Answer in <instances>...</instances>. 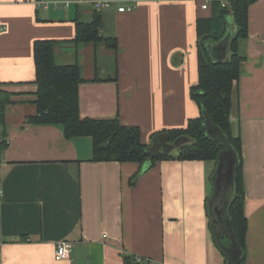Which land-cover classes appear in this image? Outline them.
Instances as JSON below:
<instances>
[{
    "label": "crops",
    "instance_id": "1",
    "mask_svg": "<svg viewBox=\"0 0 264 264\" xmlns=\"http://www.w3.org/2000/svg\"><path fill=\"white\" fill-rule=\"evenodd\" d=\"M71 1L0 0V97L10 102L0 128V264H136L134 257L139 264H228L213 237L220 225L211 222L231 201L219 164L159 161L130 184L139 164L94 162L90 137L66 139L59 125L27 121L37 91L33 44L53 41L55 60L80 68L81 118L117 117L139 129L143 145L186 128L200 115L190 97L197 20L211 8L201 9L204 0H116L100 11L63 5ZM131 3L132 11L118 12ZM95 14L116 49L75 42L76 22ZM236 31L230 24L226 44ZM220 42L207 44L224 60L230 52ZM240 52L230 124L241 146L244 264H264V0L248 7ZM61 242L71 243L70 257L55 261Z\"/></svg>",
    "mask_w": 264,
    "mask_h": 264
},
{
    "label": "trees",
    "instance_id": "2",
    "mask_svg": "<svg viewBox=\"0 0 264 264\" xmlns=\"http://www.w3.org/2000/svg\"><path fill=\"white\" fill-rule=\"evenodd\" d=\"M253 0H234L228 9L217 1L210 5L211 15L198 19L197 58L198 81L190 89V97L199 108V117L189 120L184 129L158 133L149 145H143L137 127L124 126L119 119L95 120L79 115L78 87L84 81L78 65H60L54 56L53 41H36L33 44L35 66V113L28 122L38 125H59L66 139L90 137L92 141V161L137 163L139 172L130 180L133 184L143 172L164 160L212 161L221 159L232 167L230 181L233 196L227 208V218L233 243L230 249L236 253L233 258L227 248L213 232L216 246L225 255L228 264H244L246 218L243 213L244 192L242 185V157L239 137L233 136L230 113L233 106V92L239 78V65L243 60L240 43L247 37V11ZM230 24L236 28L234 36L226 44L225 33ZM76 43H104L116 49L114 38L100 35L102 22L94 15L89 23L76 22ZM228 45L229 56L224 60L219 50L209 48V44L219 42ZM217 49V48H215ZM10 104L8 98L0 97V128L5 129V110ZM2 136V134H1ZM185 141L183 144L178 142ZM178 143L177 149L171 145ZM5 142L2 141L1 146Z\"/></svg>",
    "mask_w": 264,
    "mask_h": 264
},
{
    "label": "built area",
    "instance_id": "3",
    "mask_svg": "<svg viewBox=\"0 0 264 264\" xmlns=\"http://www.w3.org/2000/svg\"><path fill=\"white\" fill-rule=\"evenodd\" d=\"M213 1H217L222 8L228 9L230 7V3L234 0H204V2L201 4V9L207 10ZM71 3H74V4L89 3L93 7L94 10L100 11V10L106 9L110 7L111 5L115 4L116 0H75L71 2H64L63 5L68 7ZM134 8L135 7L133 3L128 4V5H122L118 7V12H129V11H132ZM1 197H2V192L0 190V199ZM71 247L72 245L69 242L58 243L54 251V260L63 261V260L69 259L70 253H71ZM133 260L136 264H139L142 262V259L140 257H134Z\"/></svg>",
    "mask_w": 264,
    "mask_h": 264
},
{
    "label": "water",
    "instance_id": "4",
    "mask_svg": "<svg viewBox=\"0 0 264 264\" xmlns=\"http://www.w3.org/2000/svg\"><path fill=\"white\" fill-rule=\"evenodd\" d=\"M185 141H180L178 142L179 144H183ZM178 143H175L173 145V147H171L172 149H176L177 147H179L180 145ZM219 166H218V172H219V169H220V178H222L224 181L223 184H227V183H230V185H232L231 181H230V178H231V172H232V167L229 165V163L223 159L220 160V162L218 163ZM212 203V202H211ZM223 205V204H222ZM224 208V211L222 210ZM226 208V209H225ZM227 208L228 206L226 205L224 207V205L220 208V210L218 209L217 207V211L215 210V214L216 215H213L211 214V218H212V224L213 225H216L217 223H219V228L214 226L215 227V230L216 232L215 235L217 238H219V240L221 242H224L225 244L226 243H230L229 246H227V248L224 249V251L228 254V255H231L233 258L235 257L236 253H234V251H232V249H230V245L233 243V238H232V235H231V231H230V222L227 218ZM219 210V211H218ZM226 225V227L223 228V226ZM225 229L227 230V232L225 233V239H229L230 241L228 242H225L224 238H223V232L225 231ZM223 238V239H222Z\"/></svg>",
    "mask_w": 264,
    "mask_h": 264
},
{
    "label": "rangeland",
    "instance_id": "5",
    "mask_svg": "<svg viewBox=\"0 0 264 264\" xmlns=\"http://www.w3.org/2000/svg\"><path fill=\"white\" fill-rule=\"evenodd\" d=\"M56 62H57L58 64H63L64 61H63V59H62V57H61L60 55H57V56H56ZM171 147H173V145H171ZM173 149H174V148H173ZM176 149H177V148H176ZM174 151H175V149H174ZM209 165H210V167H212L213 162H209ZM215 171H218V167H216ZM219 173H220V169H219ZM220 174H221V173H220ZM229 184H230V183H229ZM211 185H212V182L210 181V182H209V185H208V186H209L208 191H209V193L211 192V193L209 194L210 197L212 196ZM231 188H232V187H231ZM231 192H232L231 190L228 191V200H229V199H232Z\"/></svg>",
    "mask_w": 264,
    "mask_h": 264
}]
</instances>
